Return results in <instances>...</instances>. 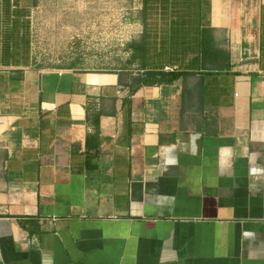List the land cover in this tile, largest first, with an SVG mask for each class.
<instances>
[{
	"label": "crops",
	"instance_id": "1",
	"mask_svg": "<svg viewBox=\"0 0 264 264\" xmlns=\"http://www.w3.org/2000/svg\"><path fill=\"white\" fill-rule=\"evenodd\" d=\"M34 2L0 0V264H264V0H155L114 72L37 68Z\"/></svg>",
	"mask_w": 264,
	"mask_h": 264
},
{
	"label": "rangeland",
	"instance_id": "2",
	"mask_svg": "<svg viewBox=\"0 0 264 264\" xmlns=\"http://www.w3.org/2000/svg\"><path fill=\"white\" fill-rule=\"evenodd\" d=\"M141 21V0H38L31 16L34 64L48 70H125L128 44L142 37Z\"/></svg>",
	"mask_w": 264,
	"mask_h": 264
},
{
	"label": "trees",
	"instance_id": "3",
	"mask_svg": "<svg viewBox=\"0 0 264 264\" xmlns=\"http://www.w3.org/2000/svg\"><path fill=\"white\" fill-rule=\"evenodd\" d=\"M38 0H35L34 5L37 6ZM155 10V0H143V19L145 24V32L140 42H131L128 47L131 51L129 65L135 62H140L141 68L146 69L148 56L151 53L150 43L154 41V36L150 35L147 30V23L152 17ZM200 47L203 61V67L207 68L209 64L211 70L215 71H228L230 69V54L228 51L218 50L215 47L213 38V29L206 28L200 34ZM208 69V68H207ZM185 72H171L165 73L162 71H145L144 77L136 81V86L133 91L137 90L142 85H155V84H172L182 77L187 76Z\"/></svg>",
	"mask_w": 264,
	"mask_h": 264
},
{
	"label": "built area",
	"instance_id": "4",
	"mask_svg": "<svg viewBox=\"0 0 264 264\" xmlns=\"http://www.w3.org/2000/svg\"><path fill=\"white\" fill-rule=\"evenodd\" d=\"M166 71H167V72H173L174 69H173V68H166Z\"/></svg>",
	"mask_w": 264,
	"mask_h": 264
}]
</instances>
